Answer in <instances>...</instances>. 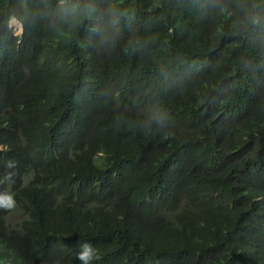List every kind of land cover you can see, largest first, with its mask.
<instances>
[{
	"label": "trees",
	"instance_id": "16d2710c",
	"mask_svg": "<svg viewBox=\"0 0 264 264\" xmlns=\"http://www.w3.org/2000/svg\"><path fill=\"white\" fill-rule=\"evenodd\" d=\"M5 191L0 264H264V0H0Z\"/></svg>",
	"mask_w": 264,
	"mask_h": 264
},
{
	"label": "clouds",
	"instance_id": "9594fccd",
	"mask_svg": "<svg viewBox=\"0 0 264 264\" xmlns=\"http://www.w3.org/2000/svg\"><path fill=\"white\" fill-rule=\"evenodd\" d=\"M11 25H19V21L15 17L10 19ZM22 33V27H16V35H20ZM158 123H162V121H158ZM8 167H13V162H8ZM5 179L11 180V173H9ZM16 207V200L14 196L10 192H0V209L5 211H12ZM96 258V249L89 243H84L80 246V251L77 253V259L81 261V264H91V262Z\"/></svg>",
	"mask_w": 264,
	"mask_h": 264
},
{
	"label": "rangeland",
	"instance_id": "374dc122",
	"mask_svg": "<svg viewBox=\"0 0 264 264\" xmlns=\"http://www.w3.org/2000/svg\"><path fill=\"white\" fill-rule=\"evenodd\" d=\"M9 25H10V20H9ZM17 26L21 27L20 22H19V25H11V27L14 29V32H16V27ZM21 216L22 215L20 213H18L17 211L12 210L10 215L8 216V220L10 221L11 224H14V223H16L17 221L20 220Z\"/></svg>",
	"mask_w": 264,
	"mask_h": 264
}]
</instances>
